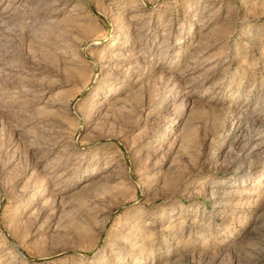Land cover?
<instances>
[{
    "label": "rangeland",
    "instance_id": "rangeland-1",
    "mask_svg": "<svg viewBox=\"0 0 264 264\" xmlns=\"http://www.w3.org/2000/svg\"><path fill=\"white\" fill-rule=\"evenodd\" d=\"M0 264H264V0H0Z\"/></svg>",
    "mask_w": 264,
    "mask_h": 264
}]
</instances>
